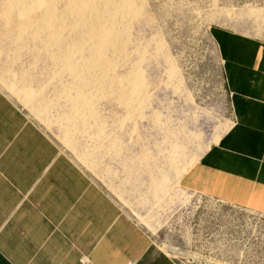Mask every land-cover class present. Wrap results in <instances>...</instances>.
<instances>
[{
	"label": "rangeland",
	"instance_id": "374dc122",
	"mask_svg": "<svg viewBox=\"0 0 264 264\" xmlns=\"http://www.w3.org/2000/svg\"><path fill=\"white\" fill-rule=\"evenodd\" d=\"M216 26L264 40V0H0V89L158 256L264 264V215L180 185L235 121Z\"/></svg>",
	"mask_w": 264,
	"mask_h": 264
},
{
	"label": "crops",
	"instance_id": "0c3cea01",
	"mask_svg": "<svg viewBox=\"0 0 264 264\" xmlns=\"http://www.w3.org/2000/svg\"><path fill=\"white\" fill-rule=\"evenodd\" d=\"M213 34L235 121L180 185L264 215V40L223 26ZM0 264H171L1 89Z\"/></svg>",
	"mask_w": 264,
	"mask_h": 264
}]
</instances>
